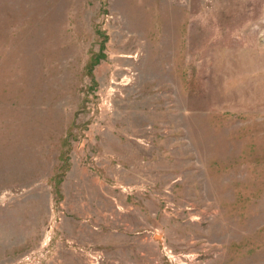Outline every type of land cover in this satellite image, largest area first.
<instances>
[{
    "label": "rangeland",
    "instance_id": "1",
    "mask_svg": "<svg viewBox=\"0 0 264 264\" xmlns=\"http://www.w3.org/2000/svg\"><path fill=\"white\" fill-rule=\"evenodd\" d=\"M264 264V0H0V264Z\"/></svg>",
    "mask_w": 264,
    "mask_h": 264
},
{
    "label": "built area",
    "instance_id": "2",
    "mask_svg": "<svg viewBox=\"0 0 264 264\" xmlns=\"http://www.w3.org/2000/svg\"><path fill=\"white\" fill-rule=\"evenodd\" d=\"M164 256L167 258V260H169L170 261V263H172V264H180L179 262H175V260H174V256L173 255H171V253H170V251H164Z\"/></svg>",
    "mask_w": 264,
    "mask_h": 264
}]
</instances>
